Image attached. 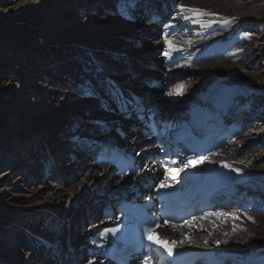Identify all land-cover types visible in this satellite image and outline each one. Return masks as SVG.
Wrapping results in <instances>:
<instances>
[{
    "label": "bare ground",
    "instance_id": "1",
    "mask_svg": "<svg viewBox=\"0 0 264 264\" xmlns=\"http://www.w3.org/2000/svg\"><path fill=\"white\" fill-rule=\"evenodd\" d=\"M69 1L71 4L75 2L74 0ZM107 1L95 0L99 5L89 6L87 0H80L76 5L81 4L80 9L67 10L68 13L60 17L57 16L60 10L57 8L48 21L51 32L45 38L36 29L41 23L39 19L35 18V15L40 13L38 7L43 4L41 0H12L13 5L7 7L8 13L6 14H15L13 17H22L21 20L0 19L3 25L11 21L18 22L22 28L25 27L22 31L12 29L20 49L25 46L29 47L33 42V44H39L38 47H42L43 44L40 42L49 41L53 38L49 41L51 44L43 47L47 51L44 56L47 58L55 57L58 63L64 57L60 56V54L62 55V47L56 42L58 38L66 36V47L70 51H74L76 55L71 56L72 59L75 62L86 61L81 64V74H78L77 77L79 78L75 81H78L85 90L88 87L93 88L96 93L95 96H88L81 89L80 93L85 97L83 102L95 107V114L89 117L87 115L82 116L79 112L75 113L78 115H75L76 117L66 126V124L63 125L64 110H57L49 98L45 97L44 106L37 105V103L28 106L23 102L18 105L19 97L25 98L24 93H28L30 90L28 86L10 84L1 87L3 95H9V98L6 101L0 100V133L9 131L11 126L8 123L11 120L15 122V118H19V121H22L25 119L24 116L27 117L34 112L37 114L33 121H30L29 126L25 125L22 130L23 133H27L26 137H32L31 141H28L29 144L26 141L28 147L25 148V151H28L36 140L41 141V143L44 142L45 147L42 148L41 157L33 159L41 164L34 165L26 175L22 172L21 177L19 175L10 183L7 181V177L16 171L17 166L14 165L22 160L23 154L20 155L21 153L17 150L22 147L20 146L22 141L19 140L20 137L18 136H14V138L13 134H10V138H13L10 140L0 138V144L2 141L5 142L0 148V167L5 164L11 170L0 173V179L3 178L0 180V184H6L0 189V228L6 224L15 223L14 227L19 230L20 226L26 225L23 227V234L21 232L19 237H17L16 229L9 230V234H7H12L11 242L18 244L10 251L6 250L5 256L1 254L5 245L0 239V264H73L71 261L78 255L71 251L72 246L67 243L65 247H61L62 243L57 241L56 232L61 228H71L65 215L67 217L68 212H73L79 193L91 191L89 195L92 199H86L77 209L83 214L90 210L97 214L99 212L98 206L107 198L106 195L109 190H121L127 184L116 181L111 186L113 173L107 167H97L91 161L90 163L87 161L84 166L86 171L84 179L73 183L72 179L76 174L73 173L72 168H58V164L59 162L64 163L65 159L68 158L70 161H75L74 165H76L80 155L89 154L91 148L94 147L96 141L91 138L98 131L101 137L108 134L114 138L112 129L115 123L117 121L123 122L120 118L117 119V115L112 111L113 101L119 98V94L122 93L125 97H128L132 92L142 95L146 100H149V106L152 107V112L155 114L168 112L174 108V111L179 114L190 117L194 111L203 107L214 95L220 96L234 86H238L239 90L232 96L229 107L234 106L236 102L240 104L243 100L242 106H246L248 97L252 96L254 92H264V67L258 72L253 70L259 62V55L264 54V42H257L256 45L247 47L250 52L254 51L256 56L252 57L250 61L241 63L243 55L238 56L235 53L233 55L227 50L221 51L219 47L213 44L217 40L208 43L203 39V37L212 36V31L217 34L222 33L221 38L224 41L231 39L239 33V26L235 21L241 20V18L248 22L258 20L259 23H263L264 0H257L254 4L251 2L252 6L248 9L251 15L239 13L237 11L238 5L233 1L213 2L211 4L204 2L206 4L201 7L213 13L212 15L207 12L200 14L181 11V8L178 7L179 4L177 5L178 0H117L116 5L110 10L105 7ZM182 4H186L187 8L202 9L195 4L194 0H184ZM174 6H176V10H174ZM153 7L160 9L156 11ZM2 8L0 5V14L6 15L2 13L4 12ZM29 10H32L28 13H31L32 24L27 23L28 19L23 14ZM81 11H85V14ZM19 14L22 15L19 16ZM171 14L174 15L172 16L173 20L169 19L170 21H168L167 16ZM202 15H204L207 24L196 25L197 17ZM185 17H189V19H185ZM233 17L235 19H232ZM158 21L161 22L158 23ZM62 25L67 27L57 33V29ZM55 28L57 29L55 30ZM221 28H223V32L219 31ZM169 40L173 44L171 48L168 44ZM224 41L221 42L224 44ZM194 46H202L200 50L205 51L208 56L205 58V63L192 65L186 61L175 68H170L172 62L178 61L183 56L186 58L187 53H190L187 58L191 59L194 56L191 53ZM131 48L137 54L134 56L137 57L136 61H133V58L128 55ZM165 52H168L169 55L166 56ZM145 56L152 57V59H145ZM84 57H87L88 60L81 59ZM116 60L122 62L119 70H111L108 74L100 72L103 65L109 66L108 61ZM227 60L232 64L224 62ZM64 61L65 59L62 60V63ZM37 62L38 64L26 62L25 65L21 66L20 76L31 77L32 74L34 75L42 62L41 57ZM146 63L150 66L143 70L142 66ZM161 70H164L165 74H162ZM90 71L94 72L97 80L87 78ZM102 71L104 70L102 69ZM45 75L46 78L49 77V74ZM150 78L165 80L172 78V81L178 80L180 84H175L163 96L159 91L146 88V81ZM79 91L76 90L71 95H78L80 94ZM92 101L98 103L94 105ZM88 108L83 109L87 112L89 111ZM43 109L48 112L46 117V124H48L46 129L48 131L38 135L40 128L43 126L45 128V125L42 124L44 119L40 120L39 118V113ZM236 113L237 115L232 119V122L238 124V122L240 123L238 121L239 112L234 109L232 115ZM2 114L4 116H1ZM160 116L163 117V115ZM53 120L56 122L58 120V133L62 131L61 136H57L49 128ZM86 121H89L88 125H86ZM67 127L69 128L68 132L63 134V130ZM239 127L238 135L242 132V125ZM108 128H111V131ZM83 129H87L89 132L84 133L85 131L82 132ZM62 136L65 137L64 140H62ZM130 137L128 133L125 140H131ZM58 138L60 144H58ZM138 139L141 140L142 138L139 137ZM244 142L243 140L232 142L226 149L204 159V163L200 167L182 171L178 175L185 174L186 181L197 172L212 166L261 171L264 174V150L258 154L250 155L249 153L247 155L245 151L248 147L245 146ZM30 153L33 157V151ZM23 157L26 158L27 156L23 155ZM240 161H244V163H240ZM226 164L230 167H225ZM29 165L30 162L25 168ZM41 169H43L42 176L37 174L38 170ZM146 171L154 173L155 167L149 165ZM72 174V177L69 176ZM64 176L65 180L61 179ZM38 180H41L40 191L30 187ZM109 186L111 189L106 190ZM105 190L106 194L103 196L99 194V191ZM228 202L233 206L236 205V208L234 210L232 207L225 208L220 212H215L219 215L209 214L206 218L192 223L189 229L181 228L178 232L162 230L160 234L163 239L168 240L178 250H208L230 255L234 258L230 264H240L246 257H264V180L261 183L233 192ZM251 203L253 206L247 208ZM9 213L15 216L13 221L11 219L7 221L5 214ZM37 217L39 220L36 225H30V220H35ZM233 217H238V219H233ZM249 217L253 219L250 220ZM89 218L92 219L91 216ZM80 226L79 223L78 227ZM96 227V224H93L84 234L82 238L84 239V247L78 253L80 256H84L90 239L94 237ZM65 234L67 236L69 230H66ZM12 255L15 256L14 259L11 257Z\"/></svg>",
    "mask_w": 264,
    "mask_h": 264
},
{
    "label": "rangeland",
    "instance_id": "2",
    "mask_svg": "<svg viewBox=\"0 0 264 264\" xmlns=\"http://www.w3.org/2000/svg\"><path fill=\"white\" fill-rule=\"evenodd\" d=\"M43 2L42 5H40L38 7V9L40 10V13H38L37 15H35L36 19H39L41 21V23L36 27L37 31L39 32V34L45 38L48 35H50L49 33L51 32V27L49 26V19L50 17L53 15V13L55 12V10L58 8L59 10V15L57 16H62L68 13L67 10L70 9H80L81 7H79L80 5L76 6L77 3L80 0H74L75 2H73L74 4H71V1H67V0H41ZM88 1V5L89 6H98V2L96 3L95 0H87ZM184 0H178L177 1V5L180 8V5H184L186 6V4H182ZM228 1H233L236 2L235 4L238 5L237 7V11L240 13L242 12L243 14H250V12L248 11L249 7L252 6V4H254L257 0H194L195 4L197 6H199L200 8H202L201 6L205 5L206 3H213V2H228ZM117 0H108L107 4L105 5V7L107 9H112L113 6L116 5ZM206 2V3H204ZM251 2H253L251 4ZM102 3V2H101ZM10 4V5H9ZM0 5L2 8V10H4V12H2L3 14L8 13V8L11 7V5H13L12 0H0ZM72 5V6H71ZM154 6V5H153ZM8 7V8H7ZM174 10H176V6H174ZM155 9V7H153ZM160 8L156 7V11H158ZM203 9V8H202ZM7 10V12H6ZM206 10V9H205ZM32 10H29L23 14L26 15L28 21L27 23L32 24V17H31V13L28 14L29 12H31ZM77 12V11H76ZM83 12V11H81ZM170 12V11H169ZM175 12V11H174ZM205 12L210 13L208 10H206ZM80 13V12H79ZM85 14V11L83 12ZM172 13V12H171ZM28 14V15H27ZM13 15H2L0 14V19L2 20H21L22 17H13ZM22 14H19V16H21ZM251 15V14H250ZM173 14L167 16V20L170 21L171 19L173 20ZM199 16L197 17V22L196 25H206L207 21L205 19V17ZM170 19V20H169ZM178 22V20H177ZM260 21L258 20H251V21H246L245 19L241 18L238 19V21H235V23L239 26V33L235 34L234 37H232L231 39L224 41L223 38H221L222 33L217 34L215 31H212V36L210 37H203V39L205 41H208V43H212L214 40H217L215 42H213L214 45H216L217 47H219L221 49V51H226L227 52H231L233 55L235 53V55H243V57L241 58V63L246 62V61H250L252 60V57L256 56V53L250 52V47L252 45H256L257 42H264V22L263 23H259ZM17 26V28H16ZM65 26V27H64ZM62 25L61 27H59L58 29L55 28V30L57 29V33H60L61 31H63L67 26L66 25ZM22 28L20 24L14 23V22H9L5 25H3V23H1L0 21V60L2 58V61L0 62V100H4L6 101L9 98V95L4 96L3 93L1 92L2 90V86L3 85H10V84H24L27 85L28 88L30 89L28 91V93H24L25 94V98H21L19 97L18 101V105L23 103H26L28 106L37 103V105H43L45 104V97L49 98V100L57 107L56 109H63V125L66 124V126H68L71 123V120L76 117L75 113H78L82 116H89L91 117L92 115L95 114V107H91L90 105H86V102H83V99L85 97H83V95L80 93L81 89H83V91H85V88H82V85L80 83H78V81H75V79L79 78L77 77L78 74H81V69L82 66L81 64L85 63L86 61H79V62H75L74 59H72L71 56H74V51H70L68 49V47H66V40L67 37L64 36L62 38H58L57 42L58 45H60V47H62V55L60 54L61 57H64L65 61L62 63V60H60V62L58 63L57 59L55 57H49L47 58L46 55L47 51H45V49H43V47H47V44H51L49 41H51L53 38H51L49 41L45 40L43 42H40L43 44L42 47H38L37 45L39 44H30L29 47L25 46V50L28 49V51L23 50L24 48L20 49L19 43L16 39V37L14 36L12 29H17L18 31H22L23 29H25V27ZM220 32H223V28L219 29ZM250 34L249 36H245V34ZM53 36V35H51ZM81 41V39H80ZM224 41V44L223 42ZM36 43H39L38 41H35ZM82 42V41H81ZM84 43V42H83ZM85 45H87L85 43ZM50 46V45H49ZM249 47V48H247ZM202 48V46L200 47H196L194 46V48H192L191 53H193L194 56H192L191 59L187 58L188 54L190 55V53H187L186 58H184V56L181 58L183 59L180 63H184L186 61H188V63H192V65L195 64H199V63H205V58H208L207 54L205 53V51L200 50ZM132 49V48H131ZM128 51V55L131 56L133 58V61L137 60V54L135 53V50ZM42 50V51H40ZM32 51V52H30ZM36 51V52H34ZM233 51V52H232ZM52 54V53H51ZM205 54V55H204ZM76 56V55H75ZM199 56V57H198ZM201 56V57H200ZM259 62L258 64H256L255 68L253 69L255 72L261 71L264 67V54L263 55H259ZM41 57L42 62L39 64V67L37 68L38 70L41 71H36V73L33 75L25 77L24 75L20 76V67L25 65V63L27 62H34L36 64H38V59ZM144 57V56H143ZM199 60H198V58ZM45 58V60H44ZM87 57L81 58V59H86ZM152 59V57H148L145 56V59ZM197 58V59H195ZM55 61V62H54ZM71 62V63H66V62ZM44 62V63H43ZM108 67L105 65H103L102 69L104 71V74H108L109 71L111 70H119L120 66H121V61L116 60V61H108ZM224 62H229L230 61H224ZM138 63V62H137ZM61 64V65H60ZM232 64V63H231ZM130 65V64H129ZM149 64H143V70H145L147 67H149ZM112 68V69H111ZM173 68V67H172ZM136 69V68H134ZM79 70V71H78ZM49 72V73H48ZM92 72V73H91ZM45 74H49V77H45ZM87 78L91 79V80H97V78L94 76V72L90 71L89 74H87ZM68 79V80H67ZM87 79V80H88ZM80 84V85H79ZM180 84V81L176 83V85ZM175 86V85H174ZM76 90H80L79 93L80 94H76V95H71V93L75 92ZM264 92L262 91H257L254 92L252 94V96L248 97L247 101L248 104L246 106H242V104L244 103V100L240 103L239 107H237V112H239V117L238 119L242 121L243 123V132L242 134L238 135L235 139V142H239L241 140L245 141V146L248 147V149H246V154L252 155V154H258L260 153L262 150H264ZM165 95V94H164ZM163 95V96H164ZM72 99H69V98ZM242 99V98H241ZM92 103L94 105H96L95 101H92ZM85 107H89L87 110V112H85ZM37 114V113H36ZM34 112L32 115L29 116H24L25 119L22 121H19V118H15V122L13 120H11L8 124L11 126V128H9V131H4L2 134L0 133V138H4L7 140L13 139L7 136L8 133L11 134H16L15 136L20 137L19 140L22 141V147H19L17 150H19V152L21 153L20 155H26L27 157L24 158L23 155L21 157L22 160L19 161L18 164L14 165L16 168V171L14 173H12V175H9L7 177V181L8 182H12L16 179V177H21L22 176V172L24 173V175L28 174L32 168L34 167V165L37 164H41L40 162L33 160L34 158H40L41 155L43 154V150L42 148L45 147V143L41 141H34L33 146L29 147L28 151H25V148L28 147L27 145L29 144L28 141H31L32 137H26L27 133H23V129L24 126L28 125L30 121H33L34 116L36 115ZM48 115V112L46 110H41V112L39 113V118L40 120H43V123L45 125V128H40L42 130H40V133L38 135H41L42 133L48 131V129H46V117ZM1 116H4L3 114ZM86 125H88L89 121H86ZM241 123V122H240ZM241 123V124H242ZM56 126H58L56 128ZM28 128V127H27ZM49 128L51 129V131L53 133H55L57 136H61L62 135V131L61 133H58L59 131V123L58 120L56 122V120H53L52 123L49 125ZM8 130V129H7ZM69 130V128L67 127V129L65 128L63 130V134L67 133ZM22 131V133H20ZM85 131V132H84ZM82 132L87 133L89 132L87 129H83ZM70 134V133H69ZM22 136V137H21ZM35 136V135H34ZM99 137H101V134L98 132L95 133V136H93L91 139H97ZM241 136V137H240ZM15 138V137H14ZM64 136H62V140H64ZM94 138V139H93ZM61 140V141H62ZM26 141L28 144H26ZM5 142L2 141L0 144V148L2 147V145ZM58 144L59 143V138H58ZM8 146V145H6ZM44 149V148H43ZM30 151H33V157L30 153ZM48 151V149H47ZM35 154V155H34ZM69 154V152H68ZM19 155V156H20ZM87 155V154H86ZM68 156V155H67ZM32 160V161H31ZM30 162L29 167L25 168L26 165H28ZM75 162V161H74ZM74 162L71 160L65 159L64 163H60L58 164V168H65V167H71L73 170V173H75V177H73L72 181L73 183L76 181H80L82 179H84L85 177V173L86 171L85 169V161L83 160V155H80V157L77 160V164L74 165ZM6 170H10V168L8 166H6L5 164L1 165L0 167V173L5 172ZM2 171V172H1ZM261 172V171H260ZM39 175L42 176L43 174V169H41L40 171L38 170ZM69 176H73L69 175ZM114 175L112 177V183L111 186L116 182L114 179ZM3 179V178H2ZM0 179V180H2ZM61 179L65 180V176ZM40 181L38 180L35 183L31 184L30 187L31 188H35L37 189V191L41 190V187L39 188L40 185ZM4 185L6 186L5 183H1L0 184V189L2 187H4ZM111 186L107 187L106 190L111 189ZM91 193V191L89 192H85V191H81V193H79L78 197H77V204H74V209L73 212L67 214V217L65 215V218H67L69 221V226H71V228L66 229L65 228H61L58 232H56V238L57 241H59V243H62L61 247H64V244L66 243V241L71 242L70 245L72 246V249L74 250L75 248L77 249H81L84 247V239H82L84 237V234L86 232H88L87 230L90 228L91 225V221L90 218L88 217V211L86 213H82L81 211H79L77 208L79 205H81V203H83L84 201H86V199H92V197H90L91 195H89ZM97 195V192H96ZM81 213V214H80ZM6 215V219L7 221H9L11 219V221H13L15 219V216H12L11 213L9 214H5ZM96 215V214H95ZM91 218L94 217V215H90ZM39 217H37L35 220L31 219V223L30 225L35 226L36 222L39 220ZM66 221V220H65ZM74 223V224H73ZM80 223V227H78ZM15 223L12 224H6L3 228H0V239H2L4 246V250L1 251V254L5 256V254L7 253V251H10L12 249H14V247L18 244L16 242H11L12 239H10L11 235L9 234V230L10 229H16V227H14ZM25 224V223H24ZM73 224V225H71ZM9 226V227H8ZM26 225H22L19 227V230H17V237L20 236V233L22 232L23 234V227ZM68 228V227H67ZM69 230V234H67V236H65V231ZM6 233V234H5ZM8 233V234H7ZM16 234V233H15ZM7 235V236H6ZM10 241V242H9ZM5 242V243H4ZM83 244V245H82ZM65 251V249H64ZM62 250V252H64ZM75 252V251H74ZM82 253V252H81ZM13 259L15 258V256H11ZM76 259V257H74Z\"/></svg>",
    "mask_w": 264,
    "mask_h": 264
},
{
    "label": "snow or ice",
    "instance_id": "3",
    "mask_svg": "<svg viewBox=\"0 0 264 264\" xmlns=\"http://www.w3.org/2000/svg\"><path fill=\"white\" fill-rule=\"evenodd\" d=\"M180 8H181V11H190V12L200 13V14H204V12L206 11L204 9H199V8H187L184 5H180ZM208 14L212 15L213 13H208ZM185 19H189V17H185ZM232 19H235V17H233ZM249 35L250 34H247V33L245 34V36H249ZM166 40H167V37H166ZM168 44H169V47L170 48L173 47V44H172V42L170 40L168 41ZM164 54L166 56L169 55L168 52H165ZM84 94L85 95H88V96H95L96 95L95 90L93 88H91V87L86 88ZM204 159H206V158L202 157L199 160V163H203ZM174 163H175V161H174ZM196 163H197V161L189 160V161H187V164L185 165V167H187L188 164H191V165L195 166ZM240 163H244V161H240ZM224 166L225 167H230V165H227V164L224 165ZM173 171H176V170L174 169ZM233 171H235L237 173H240L241 170L240 169H233ZM172 179L175 180V176H173ZM167 186L168 185L161 184V188L167 187ZM212 215H219V214L213 213ZM233 219H238V217H233ZM249 219L252 220L253 218L252 217H249ZM253 222H255V221H253ZM189 226H191V225H189ZM153 230L154 229H151V228L147 230L149 236H150V234L152 233ZM108 231H110L111 233H113V235H115V233L117 231H119V229L113 228V229H109ZM173 243H175V241H173ZM168 252H169V255L172 254V250L171 249H168ZM89 264H93V262L92 261H89Z\"/></svg>",
    "mask_w": 264,
    "mask_h": 264
},
{
    "label": "water",
    "instance_id": "4",
    "mask_svg": "<svg viewBox=\"0 0 264 264\" xmlns=\"http://www.w3.org/2000/svg\"><path fill=\"white\" fill-rule=\"evenodd\" d=\"M10 134H11V133H8L7 136H8V137H11L12 134H11V135H10ZM15 135H16V134H15ZM15 135L13 134V137H14Z\"/></svg>",
    "mask_w": 264,
    "mask_h": 264
}]
</instances>
